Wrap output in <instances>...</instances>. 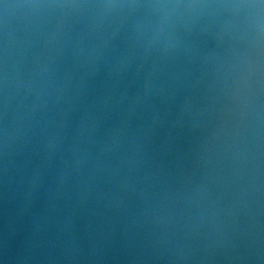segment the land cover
Segmentation results:
<instances>
[{"label":"water","instance_id":"95a60500","mask_svg":"<svg viewBox=\"0 0 264 264\" xmlns=\"http://www.w3.org/2000/svg\"><path fill=\"white\" fill-rule=\"evenodd\" d=\"M12 264H264V0H94Z\"/></svg>","mask_w":264,"mask_h":264}]
</instances>
